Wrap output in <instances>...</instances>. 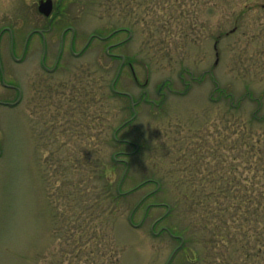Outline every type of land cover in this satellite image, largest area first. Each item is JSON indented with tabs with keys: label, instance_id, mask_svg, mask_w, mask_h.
I'll use <instances>...</instances> for the list:
<instances>
[{
	"label": "rangeland",
	"instance_id": "1",
	"mask_svg": "<svg viewBox=\"0 0 264 264\" xmlns=\"http://www.w3.org/2000/svg\"><path fill=\"white\" fill-rule=\"evenodd\" d=\"M52 1L0 0V264H264L198 225L230 143L264 147V0Z\"/></svg>",
	"mask_w": 264,
	"mask_h": 264
},
{
	"label": "trees",
	"instance_id": "2",
	"mask_svg": "<svg viewBox=\"0 0 264 264\" xmlns=\"http://www.w3.org/2000/svg\"><path fill=\"white\" fill-rule=\"evenodd\" d=\"M118 93L113 92V95L117 96ZM237 135L246 140L244 130H239ZM112 138L111 142L115 143L117 139L113 136ZM238 144L230 143V150L234 155L230 160V175L224 178V172L220 177H212L213 183L223 182L226 188L220 187L215 191L216 194L204 195L213 196L212 200L218 204L206 208L203 214L200 213L199 230L201 233L212 235L208 238L210 241L231 240L241 235L242 240L250 239L251 242L249 245H241L239 249L247 248L251 251V254L247 255L249 259L258 256L264 258V147H260L252 138ZM146 180L160 183V180L153 177ZM188 180L180 179L179 184L184 182L187 185ZM186 195L190 197V205L184 216L192 217L197 212L193 206L199 207L200 196L194 191ZM215 220L217 222L213 224Z\"/></svg>",
	"mask_w": 264,
	"mask_h": 264
},
{
	"label": "clouds",
	"instance_id": "3",
	"mask_svg": "<svg viewBox=\"0 0 264 264\" xmlns=\"http://www.w3.org/2000/svg\"><path fill=\"white\" fill-rule=\"evenodd\" d=\"M34 227L28 219L25 210H19L13 205L6 231L3 235V243L15 251L27 247L34 235Z\"/></svg>",
	"mask_w": 264,
	"mask_h": 264
},
{
	"label": "flooded vegetation",
	"instance_id": "4",
	"mask_svg": "<svg viewBox=\"0 0 264 264\" xmlns=\"http://www.w3.org/2000/svg\"><path fill=\"white\" fill-rule=\"evenodd\" d=\"M53 8H54V4H53ZM53 8H52V10H53ZM51 14V13H50ZM46 17H48V16H46ZM35 30V32H36V34L37 33H39L40 34V36H41V39H42V44H43V53H42V57H43V59L41 60V62H42V64H43V66H44V68L45 69H47L49 72H52V71H54L55 69H56V67H57V65H58V60H59V57H60V52H59V50H58V53H57V57H56V59H55V61H54V63H53V65L51 66V67H46L45 65H44V56H45V42H44V37H43V32L41 31V30H39V29H34ZM6 31V30H5ZM34 32V33H35ZM64 34H65V29L62 31V33H61V39L63 38V36H64ZM70 48H71V52L73 53V54H76L77 52H74L73 50H72V43L70 42ZM24 50V49H23ZM60 50H61V48H60ZM82 52V51H81ZM41 57V58H42ZM168 259H169V257H168ZM168 259H167V261L165 262V264H168L169 262H168ZM169 261H170V259H169Z\"/></svg>",
	"mask_w": 264,
	"mask_h": 264
},
{
	"label": "water",
	"instance_id": "5",
	"mask_svg": "<svg viewBox=\"0 0 264 264\" xmlns=\"http://www.w3.org/2000/svg\"><path fill=\"white\" fill-rule=\"evenodd\" d=\"M52 9V0H40L38 5L39 12L49 15ZM108 48L106 49V51ZM122 62L124 61V56H121ZM133 106V103H132ZM135 114V111L133 112V115Z\"/></svg>",
	"mask_w": 264,
	"mask_h": 264
}]
</instances>
